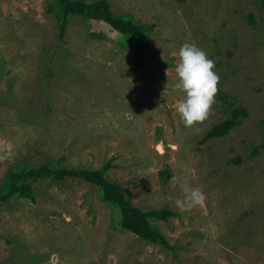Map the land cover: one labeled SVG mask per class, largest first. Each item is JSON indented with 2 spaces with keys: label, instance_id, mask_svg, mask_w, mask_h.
<instances>
[{
  "label": "rangeland",
  "instance_id": "1",
  "mask_svg": "<svg viewBox=\"0 0 264 264\" xmlns=\"http://www.w3.org/2000/svg\"><path fill=\"white\" fill-rule=\"evenodd\" d=\"M107 2L151 26L141 62L127 36L101 20L68 15L59 40L54 0H0V187L14 168L96 169L112 158L105 177L136 207L174 212L150 219L174 251L118 229V209L98 186L44 177L27 180L33 200H0V264H264V8L258 0ZM185 42L207 53L220 78L208 118L194 127L175 111ZM233 107L247 115L203 140ZM184 183L201 188L202 206L177 209Z\"/></svg>",
  "mask_w": 264,
  "mask_h": 264
},
{
  "label": "trees",
  "instance_id": "2",
  "mask_svg": "<svg viewBox=\"0 0 264 264\" xmlns=\"http://www.w3.org/2000/svg\"><path fill=\"white\" fill-rule=\"evenodd\" d=\"M264 8V0H258ZM57 10L56 19L58 26L59 40H63L65 26L68 15L86 17L94 20H101L113 30L119 31L127 36L128 42L133 53L141 62L147 48V34L151 26H146L135 22L127 16L113 14L109 8L107 0H54ZM49 10H53L50 6ZM100 36V34H99ZM247 115L244 107H233L229 110V116L221 122L213 125L203 137V140L213 137L224 136L239 123L240 117ZM257 147L253 148L250 156L256 154ZM112 158L107 159L100 168H67L64 166H50L40 164L28 168L11 169L5 177V187H0V200L8 201L12 196L33 200L35 197L34 189L27 180L36 178L53 177L62 180L66 177L84 180L99 187L100 198L114 208L118 209L119 219L116 226L122 231L134 234L141 240L160 246L166 251H174L164 234L156 228L150 219L165 221L174 212L168 207L153 208L142 210L136 207L131 198L124 193L122 184L111 181L105 177V172L113 167ZM165 177H169V172H162Z\"/></svg>",
  "mask_w": 264,
  "mask_h": 264
},
{
  "label": "clouds",
  "instance_id": "3",
  "mask_svg": "<svg viewBox=\"0 0 264 264\" xmlns=\"http://www.w3.org/2000/svg\"><path fill=\"white\" fill-rule=\"evenodd\" d=\"M215 62L194 43H183L177 53L174 71L175 90L183 93L175 103V111L185 127L203 123L209 116L218 92L219 76ZM198 130V129H197ZM183 197L174 201L180 211L202 206L206 196L199 186L181 185Z\"/></svg>",
  "mask_w": 264,
  "mask_h": 264
}]
</instances>
